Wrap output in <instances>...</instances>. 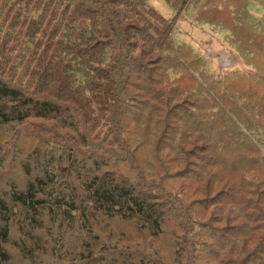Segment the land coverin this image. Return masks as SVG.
<instances>
[{"label":"rangeland","instance_id":"obj_1","mask_svg":"<svg viewBox=\"0 0 264 264\" xmlns=\"http://www.w3.org/2000/svg\"><path fill=\"white\" fill-rule=\"evenodd\" d=\"M16 1L8 2V5L14 7ZM137 1L145 5V10H140L144 20L135 17L137 22L132 24L130 35L136 36L138 51L146 50L142 63L145 71H150L151 89L161 90L162 100L173 93L175 101L174 107H171L172 103L156 104L139 120L129 118L126 137L132 141L130 146L135 158L132 161L118 159L114 166L118 167L119 175L123 173L128 178L126 181L133 187L135 196H141L138 192L146 193L156 181L161 192L160 199L163 200L164 196L176 198L175 206L170 211L169 208L163 209L165 215L160 229L143 225L140 219L119 216L104 220L101 217L98 220L92 218L88 226L80 221L79 215L70 223L65 216L53 221L51 216L40 212L35 222L17 204L13 207L8 197L12 192L11 185L14 189H23L30 178L37 176H30L27 153L29 144H39V148L42 145L28 136L37 133L44 137L47 130H54L56 126L52 121L36 118L21 124L0 125L3 126L0 127V196L7 198L10 206L18 212L15 220L10 222L11 239L5 246L10 257L9 264H94L95 260L90 262L86 257H98L103 264L111 259L116 264H264V254L259 252L264 247V220L258 218L264 215V192H260L264 190V161L247 150L242 154L236 152L233 159L229 155L223 157V151L207 149L210 143L204 140L200 129L183 124L190 117L204 129L227 128L222 124L220 115L212 113L202 104V97H205L202 93L223 96L226 101L218 106L230 111L235 105L232 108L229 99L235 104L239 95L247 96L250 85L255 84L252 79L263 76L260 72H264V52L251 45L264 41V0ZM8 5L4 1L0 3V63L7 72L14 70L16 76L9 75L8 80L29 89L27 83L30 79L22 74L25 68L29 70V64L24 67V59L20 62L26 58L20 53L25 52L27 46L25 39L17 36V26L9 24L14 8L8 18L4 17L8 10L3 13L2 8H9ZM245 6L250 7L244 9ZM210 16H215V21L211 22ZM143 22L159 47L149 46L153 45L152 42H142L136 34L135 28ZM242 33L246 34L247 42L252 43L240 48L253 52L244 59L234 46L237 42L235 35ZM237 70L252 73L253 78L245 77L242 79L244 82L222 86L225 75ZM144 77L142 74L143 82ZM212 77H216L219 83L216 89H213L215 86L208 87ZM143 82L140 81V85ZM129 92L133 93L134 89L129 88ZM227 92L228 96L225 95ZM132 99L138 101V97L133 96ZM138 104H134L133 113L138 112ZM115 106L111 113L109 108V116L99 113V118L102 116L99 128L87 129L84 124L79 126L81 134L78 135L85 139L81 151L87 152V143L91 141L93 151H97L93 156L106 163L102 170L111 169L105 157L106 154H113L107 150L114 141V135L108 128L112 120L110 116L116 121L118 110L121 113L123 110L120 105H117L119 109ZM169 110L174 113L170 114ZM168 115L172 120L168 129L173 131L167 133L178 147L184 151L191 150L190 153L194 154L201 152L202 159L205 155L209 156L205 157L203 167L213 174L211 190L208 180H192L195 172L200 170L195 159L184 160L180 152L172 151L166 142L163 133L167 128L163 126V121ZM96 118V115L90 116L86 123L93 124ZM116 139L120 146L122 137L118 135ZM54 140L58 141L55 137ZM143 172L147 173V177L141 176ZM203 176L207 177L206 174ZM83 178L82 181H85ZM74 186L76 191V183ZM58 191L71 192L61 187ZM78 195H84L83 205L91 207L88 195L81 188ZM149 201L158 205L153 199ZM89 210L95 216L93 210ZM232 225L235 226L231 228ZM89 227L91 233L87 230ZM255 229L256 234L251 236L252 239L247 238L249 242L245 246L237 230L247 232L245 237H249L251 230ZM32 238L35 242L31 241ZM82 243H91L89 248L92 249L86 251L83 257ZM244 256H247V261L241 260ZM253 256L258 262L253 261Z\"/></svg>","mask_w":264,"mask_h":264},{"label":"trees","instance_id":"obj_2","mask_svg":"<svg viewBox=\"0 0 264 264\" xmlns=\"http://www.w3.org/2000/svg\"><path fill=\"white\" fill-rule=\"evenodd\" d=\"M3 1L8 5V2L12 0H2L0 3ZM143 4L142 1L137 0L134 2L130 0H17L14 7L8 5L9 8H2L3 13L8 10L4 14L5 18L11 15L14 8L12 21H9V24L17 26V36L25 39L27 48L20 54L26 58H22L20 62L24 59V67L29 64V70L25 68L22 74L28 76L30 81L27 83L29 89L11 82L8 76H16L13 74L14 70L11 73L7 72L0 63V125L21 124L27 119L36 118L41 121H52L56 126L54 130H47L44 137L37 133L28 136L42 145V148H39V144H29L27 153L30 176H37L32 178L29 176L30 180L23 189H14L11 185L12 192L8 197L13 207L17 204L25 215L31 216L30 218L35 222L41 213L51 216L53 221H57L60 216H65L70 223L74 222L75 217L79 215L82 219L80 221L88 226L92 218L98 220V217H101L104 220L119 216L140 219L143 225L160 229V223L165 215L163 209L169 208L170 211V208L175 206L176 198L164 196L163 200L160 199L161 192L156 181L146 193L138 192L141 196H135L133 187L126 181L128 178L123 173L119 175L118 167L114 166L118 159L132 161L135 158L130 146L132 141L126 137L130 117L139 120L145 112L154 109L156 104L172 103L171 107H174L175 94L171 93V96L162 100L161 90L151 89L150 71H145L142 63L145 61L142 58L146 57V50L138 51L136 49L139 46L138 40L135 35H130L132 24L137 22L135 17L144 20V16L140 14V10H145ZM248 7L250 6L243 8ZM214 17H209L211 22L215 21ZM20 28L21 31H19ZM135 30L142 42H152L153 45L149 46L159 47L150 35L149 29L144 28V22ZM235 38L237 42L234 46L237 53L243 59L249 58L253 53L251 49L240 47L251 45L252 42H247L245 33L240 36L235 35ZM251 46H256L264 52V41ZM260 73L263 76H258V79H254L252 73H243L241 70L225 75L222 86H233L236 81L244 82L242 79L245 77H252V80H255V84H251L250 88L248 85L247 90L248 88L250 90L247 96L239 95L235 104L232 99H229L231 107L235 105L233 110L228 111L224 106H218L226 101L223 96L214 97L202 93L205 96L202 97L204 98L202 104L212 113L220 115L222 124L227 127L204 129L190 117L184 120L183 124L202 131L204 140L210 143L207 149L223 151V157L229 155L231 159L235 157L236 152L242 154L247 150L251 151L255 158L264 161V72ZM142 74L145 76V82L142 80ZM210 79L209 88L219 87L216 77ZM140 81L143 84L140 85ZM129 88L134 89V92L130 93ZM225 95L228 96V92ZM133 96L138 97V101H134ZM135 103H139L137 113H133L132 109ZM114 105L118 109L117 105H120L123 110L122 113L118 110L119 118L116 121L110 116L112 120L108 128L114 135V141L107 150H111L113 154H106L105 157L111 164V169L102 170L106 163L93 156L97 154V151H93L91 141L87 143L89 150L81 151L85 139L78 135L81 134L79 126L84 124L87 129L99 128L102 120V116L99 118V113L108 115L109 108L111 113ZM172 113L174 112L170 111V114ZM95 115L97 117L95 122L87 124L89 117ZM171 125L170 116L164 117L163 126L167 129L163 136L166 142L172 147V151H179L184 160L195 159V164L199 165L200 170L195 172L196 175L192 176V180H208L211 190L210 182L213 180V174L206 172L203 167L205 157L209 156L205 155L202 159L201 152L194 154L190 153L191 150H181L168 136L167 131H173L168 129ZM118 135L123 139L120 146L116 143ZM54 137L58 141L54 140ZM74 153L81 155H74ZM151 174H154L152 170ZM205 174L207 177L203 176ZM141 176L147 177V173L143 172ZM82 177L85 181H82ZM60 187L70 189L71 192H59ZM79 188L88 195L91 207L87 204L83 205L85 197L78 195ZM140 189L142 190L141 185ZM260 192L264 190L261 189ZM151 199L158 205L151 203L149 201ZM10 201L0 196V264L10 262L5 246L11 239L10 222L15 220L18 214L10 206ZM252 204L249 205L252 206ZM262 204L264 205V197ZM253 207L255 208L254 204ZM89 209L93 210L95 216ZM258 218L263 221L264 215ZM29 220L31 222V219ZM39 226L36 225V227ZM234 226L232 225L231 228ZM87 230L89 233L92 232L90 227ZM237 231L241 234L240 239L242 243L244 241L245 246L249 242L247 238L252 239L251 236L256 234V229L251 230L252 234L249 237H245L247 232ZM31 241L35 242V239L32 238ZM90 244H81L84 249L81 257L86 251L92 250L89 248ZM259 252L264 254V247L260 248ZM246 257H242L241 260H245ZM251 258L254 262H258L256 257ZM86 259L90 262L95 260L94 264H103L102 259L98 257H86ZM107 264H116V262L111 259L107 261Z\"/></svg>","mask_w":264,"mask_h":264}]
</instances>
